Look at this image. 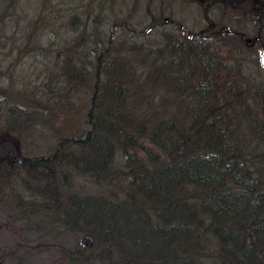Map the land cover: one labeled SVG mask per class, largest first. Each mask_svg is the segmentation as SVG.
<instances>
[{"label": "trees", "instance_id": "trees-1", "mask_svg": "<svg viewBox=\"0 0 264 264\" xmlns=\"http://www.w3.org/2000/svg\"><path fill=\"white\" fill-rule=\"evenodd\" d=\"M9 6L6 1L3 15ZM104 6L98 3V9ZM56 23L53 17L51 30L27 32V45L16 50L10 48L21 40L18 32L11 40L0 34V56L7 63L23 51L37 55V50L63 63L60 86L48 83L38 93L23 95L0 87V99L18 96V112L8 118V129L17 136L28 123L52 122L62 113L63 121L72 122L58 134L51 156L21 159L6 148L0 152V171L4 163L12 173L20 164L38 180L42 171L54 179V171L66 178L65 171H72L103 181L110 189L104 195L67 191L70 219L60 225L86 227L93 247L121 237L129 247L116 254L104 251L95 259L93 247L77 249L61 260L264 264V88L241 85L234 77L224 79L221 88L215 85L223 72L230 73L227 60L212 45L219 31L201 37L183 30L177 36L154 31L153 37L154 26L141 31L118 18L101 29V21L93 19L83 48L85 35L76 43L68 33H59ZM38 34L48 35L45 47ZM141 37L163 44L136 40ZM197 72L202 79L194 87L189 76L198 79ZM80 86L87 90L80 100L85 109L72 113ZM42 180L46 186L48 178Z\"/></svg>", "mask_w": 264, "mask_h": 264}, {"label": "rangeland", "instance_id": "rangeland-1", "mask_svg": "<svg viewBox=\"0 0 264 264\" xmlns=\"http://www.w3.org/2000/svg\"><path fill=\"white\" fill-rule=\"evenodd\" d=\"M6 1L10 6L7 14L3 15ZM260 2L264 0H0V34L11 40L10 35L18 32L16 37L21 40L10 48L16 50L27 45V39L23 38L27 32L51 30L49 24L53 17L57 22L55 29L63 31L59 32L63 35L68 33L76 43L81 34L86 36L85 42L81 40L83 48H87L93 19L101 21V29H106L109 23L118 18L125 23L127 19L129 24L141 31L146 26H154L156 28L151 29L153 37L158 32L177 36L183 30L192 36L201 37L215 35L219 31V38L211 40L212 45L216 47L219 57L227 60L230 73L226 75L223 72L219 77L221 83L215 85L221 88L224 79L234 77L241 85L247 83V86L260 85L264 88V4ZM98 3L105 6L98 9ZM253 10L257 11L254 13ZM71 17H75L72 25L68 24ZM37 39L43 47L48 44V35L38 34ZM136 40L144 44H163L162 40L155 42L145 37ZM31 47L37 45L31 44ZM35 53L37 55H28L23 51L18 57L7 60V63L4 62V56H0L2 89L23 95L38 93V88L41 85L44 88L48 83L60 86L59 79L63 80L62 75H65L64 71L61 72L63 63L44 58L38 55L37 50ZM73 66L76 67V64ZM235 71H238V77L234 76ZM196 74L198 79L195 75L189 76L194 87H198L202 79L200 73ZM79 85L84 84L80 81ZM189 92L187 90L184 94ZM86 95L87 90L80 86L72 113L85 109L80 107L84 102L80 100ZM14 97L16 99H0V152L13 148L15 157L21 159L51 156L57 145L58 134L60 136V133L68 130L66 127L72 121H63L66 116L62 113L54 117L52 122L35 120L28 123L31 126L19 136L12 134L8 129L12 127L8 118L14 112L17 113L20 107L18 96ZM8 165L2 164L0 171V264H20L21 261L25 264H66L65 259L61 260L65 253L75 254L77 249L88 248L83 243V238L91 235L87 233L86 227L71 229L60 225L70 219V197L67 191L70 189L73 193L88 196L96 193L104 195L110 192L106 188L107 184L72 171H65L67 178L64 174L60 177L58 171H54L55 179L42 171L48 178L44 186L42 179L45 176L41 173L37 174L41 179L38 180L31 176L33 171L28 172L24 166L16 164L17 169L12 173L6 171ZM56 185H60L57 187L61 190ZM47 187L51 188L45 190ZM55 187L57 191L52 193ZM113 191L117 197L122 196V192ZM127 243L125 237H121L117 242L105 243L99 248L93 247V240V258L104 251L106 254L109 251L116 254L118 248L129 249Z\"/></svg>", "mask_w": 264, "mask_h": 264}, {"label": "water", "instance_id": "water-1", "mask_svg": "<svg viewBox=\"0 0 264 264\" xmlns=\"http://www.w3.org/2000/svg\"><path fill=\"white\" fill-rule=\"evenodd\" d=\"M263 57H264V50H263ZM83 242L86 246L92 247L93 245V238L90 235H87L83 238Z\"/></svg>", "mask_w": 264, "mask_h": 264}]
</instances>
